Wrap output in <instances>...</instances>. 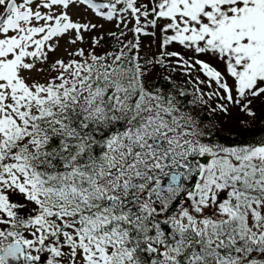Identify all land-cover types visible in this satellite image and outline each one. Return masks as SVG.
I'll list each match as a JSON object with an SVG mask.
<instances>
[{
  "label": "snow or ice",
  "instance_id": "6c2138e0",
  "mask_svg": "<svg viewBox=\"0 0 264 264\" xmlns=\"http://www.w3.org/2000/svg\"><path fill=\"white\" fill-rule=\"evenodd\" d=\"M261 123L264 0H0V264H264Z\"/></svg>",
  "mask_w": 264,
  "mask_h": 264
},
{
  "label": "trees",
  "instance_id": "16d2710c",
  "mask_svg": "<svg viewBox=\"0 0 264 264\" xmlns=\"http://www.w3.org/2000/svg\"><path fill=\"white\" fill-rule=\"evenodd\" d=\"M162 74H163V73H162ZM157 84H158L160 87H163V88H167V87H168V85L162 81V78H161L160 80L157 81ZM189 99H190V97H189ZM258 115H259V111H258ZM257 127H258V128H264V123H261V124L258 125ZM259 138H260V137L257 136V139H259Z\"/></svg>",
  "mask_w": 264,
  "mask_h": 264
},
{
  "label": "rangeland",
  "instance_id": "374dc122",
  "mask_svg": "<svg viewBox=\"0 0 264 264\" xmlns=\"http://www.w3.org/2000/svg\"><path fill=\"white\" fill-rule=\"evenodd\" d=\"M146 47H147V45H146ZM176 79H177L178 83L183 84V81L179 77H177Z\"/></svg>",
  "mask_w": 264,
  "mask_h": 264
}]
</instances>
